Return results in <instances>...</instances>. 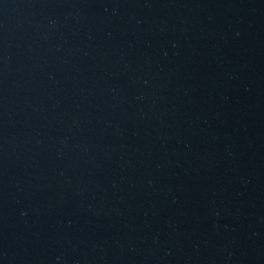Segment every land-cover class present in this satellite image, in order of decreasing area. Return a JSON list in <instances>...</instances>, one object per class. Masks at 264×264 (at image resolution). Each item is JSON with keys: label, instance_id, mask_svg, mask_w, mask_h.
I'll return each mask as SVG.
<instances>
[{"label": "water", "instance_id": "obj_1", "mask_svg": "<svg viewBox=\"0 0 264 264\" xmlns=\"http://www.w3.org/2000/svg\"><path fill=\"white\" fill-rule=\"evenodd\" d=\"M0 264H264V0H0Z\"/></svg>", "mask_w": 264, "mask_h": 264}]
</instances>
